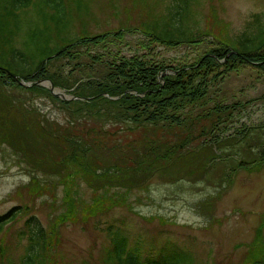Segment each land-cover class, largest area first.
I'll return each mask as SVG.
<instances>
[{"label":"rangeland","instance_id":"1","mask_svg":"<svg viewBox=\"0 0 264 264\" xmlns=\"http://www.w3.org/2000/svg\"><path fill=\"white\" fill-rule=\"evenodd\" d=\"M55 2L58 7H51ZM172 6L183 10L179 28H186L193 36L200 31L211 32L199 42L167 45L150 41L145 32L147 25L161 24ZM18 13V25L16 19L8 22L11 27H19L13 44L28 52L27 61L33 68L38 64L37 57L47 52L48 43L56 48L76 36L107 34L103 41L69 47L72 52L77 49L81 52L78 58L51 54L44 75L31 73L29 78L21 77L28 81L58 76L61 85L70 86L55 85L54 89L67 97L76 90L78 82L89 77L101 78L99 64L95 69L74 64L75 60L88 59L86 50L105 56L143 54L151 60L175 64L199 57L217 45L222 35L231 41L248 27V33L249 29L257 32V28L264 27V0H30L28 8ZM255 13L261 15L258 20L252 17ZM117 30L121 31L120 37L113 34ZM228 45L236 46L234 42ZM2 67L20 74L19 69L6 64ZM204 69L205 66L200 68ZM207 71L208 104L219 101L230 105L211 117L215 121L201 122L207 123L204 136L195 137L201 123L191 125L190 134L195 132L194 138L178 152L195 151L189 163V169L193 168L189 170L191 174L156 171L143 186L132 187L124 203L111 205L101 213L86 212L87 218L78 214L77 218L57 224L56 243L49 247L51 263L107 264L111 244L104 227L107 222L119 220L128 233L129 243L134 236L146 239L145 243L150 240L153 247L159 248L158 245L170 240L190 253L192 264L243 263L246 249L254 239L261 238L264 243V69L236 61L232 65L219 62ZM49 83L41 79L38 86L30 87L16 80L10 83L6 76H0V90L11 95L12 102H16L14 97L22 101L21 107L31 114L38 113L57 122L68 117L81 120L83 116L68 115L63 110L62 103L48 88ZM85 91L81 84L78 92ZM86 121L107 128L113 126L98 117ZM27 162V158L18 157L10 146L0 142V213L16 204L23 206L0 232V264H20L27 243L25 238L18 237L17 230L30 213L37 214L51 230L53 215L61 209L63 184L45 185L42 189L37 185L42 193L35 195L30 190L34 186L32 178L37 175L41 182L47 176L30 170ZM80 193L85 201H90L93 195L85 183ZM248 257L246 253L245 264H249Z\"/></svg>","mask_w":264,"mask_h":264},{"label":"trees","instance_id":"2","mask_svg":"<svg viewBox=\"0 0 264 264\" xmlns=\"http://www.w3.org/2000/svg\"><path fill=\"white\" fill-rule=\"evenodd\" d=\"M29 5L30 0H0V76H6L10 83L15 79L2 67L3 64L19 69L24 78H29L31 73L44 75L51 54L78 58L81 52L78 49L72 52L69 47L97 43L106 38V33L81 35L56 48L49 47L48 43L47 52L37 57L38 64L33 68L27 61L28 52L13 44L14 33L19 31L18 11H25ZM51 7L57 8L58 2ZM254 16L256 20L261 17L258 13L253 14V19ZM182 17V8L173 7L161 24L147 25L145 32L150 41L167 45L199 42L203 35L211 32L200 31L197 36L188 34L186 28L177 26ZM10 19H16V27L8 25ZM248 28L231 41L221 34L217 45L203 51L199 57L175 64L151 60L143 54L105 56L86 50L88 59L75 60L74 64L91 65L92 69L99 64L97 70H101V78L89 77L78 82L69 99L54 96L68 115H81V120L68 117L57 122L38 113L31 114L21 107L22 101L14 97L16 102H12L11 95L0 90V142L10 146L18 157L27 158L30 170L47 176L40 182L34 175V186L30 190L39 195L45 185L61 183L64 186L61 209L53 215L55 221L51 230L35 213H30L17 230L18 237L25 238L27 243L20 264H53L49 247L56 243L57 224L77 218L78 214L87 218L86 212L101 213L111 205L124 203L129 190L143 186L152 173L191 174L189 170L193 168L189 169V163L191 153L195 151L189 149L185 154L178 153L194 138L195 132L190 134L191 125L215 121L211 117L230 105L219 101H213L211 106L208 104V68L219 62L232 65L236 61L249 63L248 60H255L259 63L254 66L264 69V27L257 28V32L249 29V33ZM113 34L120 37L121 31ZM231 42L236 46L230 47L228 43ZM146 47L148 44L145 43ZM202 66L205 69L201 71ZM48 78L54 85L70 86L61 85L58 76L49 75ZM81 84L85 92H78ZM90 117L110 121L113 126L107 128L95 121L89 123L86 119ZM201 124L195 137L204 136L207 123ZM83 183L93 192L90 201H85L80 193ZM21 209L23 206L16 204L0 213V232ZM104 229L111 244L107 264H192L190 253L173 241L165 240L155 248L150 240L145 243L146 239L133 236L129 243L128 233L120 220L107 222ZM251 243L246 249L249 264H264L263 240L254 239ZM245 256L243 263L238 264H245Z\"/></svg>","mask_w":264,"mask_h":264},{"label":"water","instance_id":"3","mask_svg":"<svg viewBox=\"0 0 264 264\" xmlns=\"http://www.w3.org/2000/svg\"><path fill=\"white\" fill-rule=\"evenodd\" d=\"M13 76H15V75L13 74ZM40 80H41V79H37V80H35V82H36V83H39ZM52 87H53V85L51 84V88H52ZM59 95L63 96V94H62L61 92H59Z\"/></svg>","mask_w":264,"mask_h":264}]
</instances>
